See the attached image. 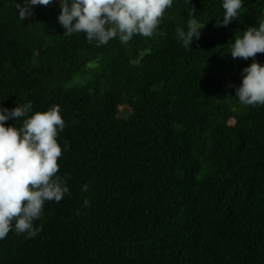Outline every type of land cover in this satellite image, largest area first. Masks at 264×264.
<instances>
[{
	"label": "trees",
	"instance_id": "16d2710c",
	"mask_svg": "<svg viewBox=\"0 0 264 264\" xmlns=\"http://www.w3.org/2000/svg\"><path fill=\"white\" fill-rule=\"evenodd\" d=\"M15 3L0 0V107H60L69 193L37 236L0 240V264H264V105L238 101L253 58L229 53L264 0L227 26L221 0H174L152 37L99 47L64 35L58 0L23 21ZM190 10L204 27L185 49Z\"/></svg>",
	"mask_w": 264,
	"mask_h": 264
},
{
	"label": "clouds",
	"instance_id": "9594fccd",
	"mask_svg": "<svg viewBox=\"0 0 264 264\" xmlns=\"http://www.w3.org/2000/svg\"><path fill=\"white\" fill-rule=\"evenodd\" d=\"M53 0H16L18 18L23 21L33 14V6H47ZM58 23L64 35L84 33L88 43L96 46L118 40L127 44L134 36L152 37L158 29L166 9L174 0H58ZM189 4V0H186ZM223 20L217 26H227L237 19L243 0H221ZM186 30L177 28L176 37L185 49L198 40L201 27L190 10ZM242 36L235 35L229 53L233 58L252 62L241 70V82L235 96L245 106L264 105V63L255 57L264 53V19L259 26L247 27ZM192 49V48H191ZM60 107L34 110L32 102L13 109L0 107V240L10 231L34 238L42 226H34L41 219L45 202L59 203L69 193L68 176L58 175V158L62 148L58 134L65 128ZM22 120L19 127L5 126V122ZM68 149L65 143L64 150ZM87 185L83 191H87ZM85 199L83 205L87 207Z\"/></svg>",
	"mask_w": 264,
	"mask_h": 264
}]
</instances>
